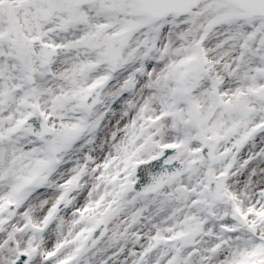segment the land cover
<instances>
[{
    "label": "snow or ice",
    "instance_id": "1",
    "mask_svg": "<svg viewBox=\"0 0 264 264\" xmlns=\"http://www.w3.org/2000/svg\"><path fill=\"white\" fill-rule=\"evenodd\" d=\"M0 264H264V0H0Z\"/></svg>",
    "mask_w": 264,
    "mask_h": 264
}]
</instances>
